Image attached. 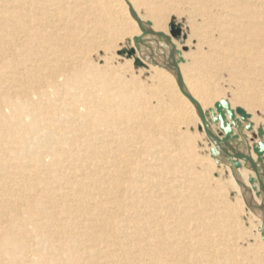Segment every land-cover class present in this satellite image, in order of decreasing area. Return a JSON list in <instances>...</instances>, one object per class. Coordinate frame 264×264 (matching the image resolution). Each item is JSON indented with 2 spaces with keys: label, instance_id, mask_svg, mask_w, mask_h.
Listing matches in <instances>:
<instances>
[{
  "label": "bare ground",
  "instance_id": "6f19581e",
  "mask_svg": "<svg viewBox=\"0 0 264 264\" xmlns=\"http://www.w3.org/2000/svg\"><path fill=\"white\" fill-rule=\"evenodd\" d=\"M202 3L213 25L227 21L230 35L255 47L264 77V0ZM138 6V0H0V264H264V201L252 192L249 170H236L223 154L220 166L212 158L231 170L241 208L260 219L254 230L260 245L243 250L231 242L237 209L215 199L227 182L208 188L193 167L192 139L166 132L168 112L184 120L198 115L177 86L168 41L147 34L134 43L141 28L166 33L149 26ZM129 35L130 62L154 70L149 96L159 101L152 109L149 85L124 76L129 63L119 65V74L100 54ZM220 60L212 58L214 71ZM182 66L184 89L208 111ZM169 84L179 100L167 107ZM240 138L227 149L248 152L244 130Z\"/></svg>",
  "mask_w": 264,
  "mask_h": 264
},
{
  "label": "rangeland",
  "instance_id": "374dc122",
  "mask_svg": "<svg viewBox=\"0 0 264 264\" xmlns=\"http://www.w3.org/2000/svg\"><path fill=\"white\" fill-rule=\"evenodd\" d=\"M202 2H203V0H164V1L163 0H144V1L138 0V3H139L138 8L140 9L142 7L139 10L141 15L148 22L153 24L154 27L166 32L168 36L170 35L169 26L173 20L175 21L176 25H179L181 27L182 36H185L186 39H184L183 37H181L179 39H173V43L174 44L176 43L179 46L180 51H182V53L184 54L185 63H183L182 67H183L185 73L187 74L189 79H191L192 81L195 82V84H197L199 91L200 92L202 91V93L204 94V95L201 94V97H202L201 100H202L203 104H205L206 106L211 105L215 100H218L220 98H225L231 102V105L233 103V105L235 107L242 108L247 112V114L249 115L247 123L252 125L253 130L250 133H247L246 131H244V134L247 135L248 145H249V148H251L254 144H257L261 140L258 137V130L259 129L264 130V77H261L260 72L257 70L259 68L257 66V63H256L257 62L256 60L258 57L257 51H256L255 47H253L251 45L243 46L240 37L237 36L238 37L237 38L236 36L230 35L229 32L231 30L229 29V25H227V21L224 20L223 23L225 25L223 23H221L222 25H220V27H218V28L216 27V25H213V23L211 22L210 15H208L206 13L207 7H204V4ZM207 17H208V21H207ZM222 26H225V27H222ZM221 29H222V31H224L227 34L226 36L222 37V35L220 33ZM225 29H227V31L228 30L229 31L226 32ZM134 31H135V29L133 30V32ZM130 37L131 36L129 35V37L128 36L125 37L124 40L122 39V40H119L118 42H116L115 44H117V45L114 44L115 47H114V49H112V50H114L113 52L112 51H108V52L103 51L100 54L103 56H106L108 59H110L111 63L115 64L114 65L115 69L118 68L119 65H123L126 62H127V64L129 63L128 65H129L130 71H128L126 74H124V76H126V78L128 80H130L132 78L139 80V82L142 85H144V87L149 85V86L145 87V91H146V95L148 97H150V98H148V100L150 99L149 100L150 102L148 101L149 102L148 107L151 106L149 109H152V108L158 106L157 101H159L157 98H154L151 95L149 96V94H151L152 91H154V89H155V88L153 89L150 87V84H152V80L154 79V70L151 68V66H148L145 68H140V67L137 68V67H135V62H133V61L130 62L131 60L127 59V56H119V54H118V52H120L124 49H126V50L129 49L131 42H132L130 40L131 39ZM115 48H116V50H115ZM184 48H187L186 51H184ZM242 50H243V52H242ZM248 50H250V51H248ZM234 52H235V54H234ZM112 57L115 59H112ZM212 58L215 60L221 58L220 65H219V63H216V67H217L216 70L217 71L216 70L214 71V69L211 68L212 64H215L212 61ZM100 64H102V63H100ZM113 64H111V65L113 66ZM221 66H222V69L220 68ZM218 68L220 69V71L218 70ZM210 69H212L214 72ZM207 70H208V73H205V75H204L203 73L207 72ZM195 71H197V73H195ZM202 71H204V72H202ZM118 72L120 74V73H123L124 71H123V69L118 68ZM148 72H150V73H148ZM200 72H202V73H200ZM196 75H197V77H199L198 80H197ZM193 78L194 79L196 78V79L193 80ZM207 80H208V82H207ZM252 80L254 83L252 82ZM153 84H152L153 85L152 87H155L156 86L155 80L153 81ZM169 86H170L169 90L171 93L169 91H166L169 93L168 94L163 93V97H162L163 103H165L164 105L167 107L170 106L169 104H172L171 101L179 100L178 96L175 94L176 92H175L174 87L171 84H169ZM172 94H174V95L172 96ZM169 96L175 100L171 99ZM210 96H212V97H210ZM168 98H170V99L168 100ZM152 99H155L156 101L152 102ZM207 99H208V101H207ZM205 100H206V102H205ZM169 101H170V103H169ZM154 104H155V106H154ZM176 112L177 111L168 112V114H167V118L169 121L168 126H170L171 128L167 127L166 132L171 134V135H174L175 137H182L185 135L184 138L185 137L188 138V136H189V139H192L194 141L197 140L196 142L191 140L192 147L194 148L196 146L195 150L191 147L193 149L192 152L194 154L193 167H194L195 171L206 176L207 182L205 181V183L208 184V188H210L211 190H216V188H218V183L223 184V183L227 182V184H228V186H227L228 188L225 189L224 192H221L220 194L218 192L217 193L215 192V199H216L217 203L218 202L224 203V204L227 203L231 207L233 206L232 208H235V210L237 209L235 211V215H237V217H235V218H236V221H239L238 222L239 225L236 223L237 232H236V230H233L235 232H233V234H232L233 236H231V238H232L231 242L234 243L236 241L234 244H236L237 247H239L240 249H243V250H247V249L250 250L252 248H255L256 244L258 247L260 245L261 241H260V239L259 240L256 239L255 233H254L256 231H254V230L257 229L258 231H260V228H259V225H260L259 220L260 219L259 218L255 219L256 216L253 213L248 212V208L245 207L244 205H243V208H241L240 202L242 203L244 201H242L243 199H242L241 195L236 192V190L234 189V187L232 185H230V181H231L232 177L231 176L229 177V175H231V173H230L231 170L229 168L224 167V166L220 168L215 164V162H213L214 160L212 159L211 153H210V145H209L210 142H209L207 136H205V133L200 132L198 130V127H199L198 123H200V121L198 120V117L197 116L196 117L195 116H188V115H187L188 116L187 117L186 115H184V116H186V118L184 120V117H183V119L181 118L183 116V113H182V115L180 114L181 117H179L178 112H177V114H176ZM169 115H171L170 119H169ZM171 121H172V123H171ZM183 121H185V122H183ZM247 123H245V124H247ZM172 128H174V129H172ZM175 129L177 130V133H176ZM174 131H175V133H173ZM188 132H190V133H188ZM178 133H180L179 134L180 136L178 135ZM188 134H190V135H188ZM193 137H194V139H193ZM239 140L241 141V138ZM188 148H190V147H188ZM252 156H253V158L257 159L256 155L252 154ZM195 157H197V158H195ZM194 161H195V164H194ZM205 162H207V163H205ZM211 163L214 165H212ZM213 166H216V168L214 169ZM209 167H212L213 169L209 168ZM218 168H220V169L218 170ZM211 169H212V171H211ZM247 170H249V169H247ZM223 172L225 175L223 174ZM249 172H250V176L255 177L254 173L251 170H249ZM221 174H222V176H221ZM221 177H222V179H221ZM213 181H214V184L212 183ZM210 184L212 186L213 185L214 186L212 187ZM209 186H211V187H209ZM228 191H229V193H228ZM221 198H223V199H221ZM224 199H225V202H224ZM257 200H260V198ZM237 212H239V213H237ZM252 214L254 215V218L252 217L253 216ZM254 221L256 222L255 224H254ZM239 227H240V229H239ZM239 230L242 232H240ZM239 232L243 233V234L240 235ZM234 234H236V237H234ZM245 234H246V236H245ZM248 235H250V236L253 235V236L250 237ZM237 236H239V237H237ZM242 241H244V242H242ZM252 245H254V246H252ZM263 252H264V250L262 251L261 255L264 258Z\"/></svg>",
  "mask_w": 264,
  "mask_h": 264
},
{
  "label": "water",
  "instance_id": "95a60500",
  "mask_svg": "<svg viewBox=\"0 0 264 264\" xmlns=\"http://www.w3.org/2000/svg\"><path fill=\"white\" fill-rule=\"evenodd\" d=\"M135 20L139 26H141V20L139 16L130 7ZM150 26L151 23H148ZM143 35L134 39V43H139L142 41L147 34H155L160 38L166 39L169 43V53L172 58V67L176 76V82L181 93L189 100V102L194 106L197 115L200 119L201 125L198 127L200 132H204L210 142V153L211 157L215 160L216 164L220 166L217 160V156L223 154L229 163L236 169L240 170L243 168L251 170L255 177L250 176L248 179L251 185L252 192L255 194L257 199H262L264 201V130H258V137L261 139L257 144H254L249 151L246 153L237 152L234 149L229 151L227 147H230L232 142L240 139L241 131L244 130L247 133L252 132L253 127L248 124L249 115L242 108H232L231 102L228 99H221L215 103L213 108L205 111L201 104L184 89L183 78L181 75L180 64L185 63L182 51L178 50L173 39H179L182 36V30L179 25L175 24L173 20L169 26L170 35H165L163 33H154L151 30L141 28ZM187 48H184L186 51ZM120 56H127L130 59L135 55V50H122L118 53ZM144 65L137 60L135 62V67H143ZM247 123V124H245ZM213 125L217 127L215 131ZM234 128L237 129V134H234ZM252 154L257 156L254 160ZM250 165V166H249ZM262 237L264 239V217L262 220Z\"/></svg>",
  "mask_w": 264,
  "mask_h": 264
},
{
  "label": "crops",
  "instance_id": "0c3cea01",
  "mask_svg": "<svg viewBox=\"0 0 264 264\" xmlns=\"http://www.w3.org/2000/svg\"><path fill=\"white\" fill-rule=\"evenodd\" d=\"M221 99H225V98H220V99H218V100H215V101H217V102H218V101H219V100H221ZM215 101H214V102H215ZM214 102H213L211 105H209V106H206L207 110H209L208 108H210V107H211V108H213V107H214V105H215V104H214ZM217 102H215V103H217ZM232 108L235 110L237 107H235V106L233 105V103H232ZM199 124H200V123H199ZM213 129H214L215 131L217 130V128H216V126H215V125L213 126ZM235 130H236V131H235ZM234 134H237V129H236V128H234Z\"/></svg>",
  "mask_w": 264,
  "mask_h": 264
}]
</instances>
